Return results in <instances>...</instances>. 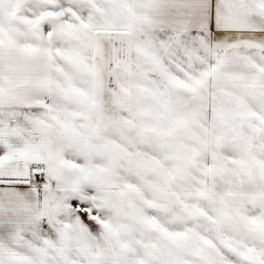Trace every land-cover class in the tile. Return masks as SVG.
<instances>
[{
	"label": "rangeland",
	"instance_id": "obj_1",
	"mask_svg": "<svg viewBox=\"0 0 264 264\" xmlns=\"http://www.w3.org/2000/svg\"><path fill=\"white\" fill-rule=\"evenodd\" d=\"M128 6L0 0V22L89 32L127 26ZM219 12L216 28H264V0ZM157 35L134 34L129 106L82 108L65 133L49 167L75 177L48 194L0 190V264H264V86ZM147 43L166 61H142Z\"/></svg>",
	"mask_w": 264,
	"mask_h": 264
},
{
	"label": "crops",
	"instance_id": "obj_2",
	"mask_svg": "<svg viewBox=\"0 0 264 264\" xmlns=\"http://www.w3.org/2000/svg\"><path fill=\"white\" fill-rule=\"evenodd\" d=\"M235 1L129 0L127 26L89 32L51 33L41 24L0 22V190L48 194L63 184L59 178L76 176L53 174L49 162L59 161L68 147L65 133L85 123L82 108L109 112L129 106L136 32L172 36L163 47L188 50L185 61L240 69L245 81L263 87L262 25L243 30L215 25L216 12L233 17L227 11ZM154 48L143 45L142 61H166Z\"/></svg>",
	"mask_w": 264,
	"mask_h": 264
}]
</instances>
